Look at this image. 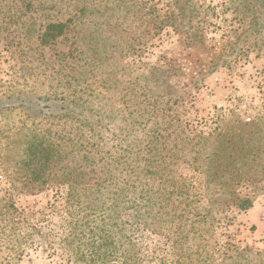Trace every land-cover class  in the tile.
<instances>
[{"label": "rangeland", "instance_id": "obj_1", "mask_svg": "<svg viewBox=\"0 0 264 264\" xmlns=\"http://www.w3.org/2000/svg\"><path fill=\"white\" fill-rule=\"evenodd\" d=\"M0 264H264V0H0Z\"/></svg>", "mask_w": 264, "mask_h": 264}, {"label": "crops", "instance_id": "obj_2", "mask_svg": "<svg viewBox=\"0 0 264 264\" xmlns=\"http://www.w3.org/2000/svg\"><path fill=\"white\" fill-rule=\"evenodd\" d=\"M255 208H253L254 210ZM248 211L247 214H245L243 216V222L244 223H248V222H251L253 224H257L258 222H260V214H261V210H262V207L261 205H259L255 211Z\"/></svg>", "mask_w": 264, "mask_h": 264}, {"label": "trees", "instance_id": "obj_3", "mask_svg": "<svg viewBox=\"0 0 264 264\" xmlns=\"http://www.w3.org/2000/svg\"><path fill=\"white\" fill-rule=\"evenodd\" d=\"M243 207H249L250 206V201H243L242 202Z\"/></svg>", "mask_w": 264, "mask_h": 264}, {"label": "built area", "instance_id": "obj_4", "mask_svg": "<svg viewBox=\"0 0 264 264\" xmlns=\"http://www.w3.org/2000/svg\"><path fill=\"white\" fill-rule=\"evenodd\" d=\"M250 121V120H249Z\"/></svg>", "mask_w": 264, "mask_h": 264}]
</instances>
